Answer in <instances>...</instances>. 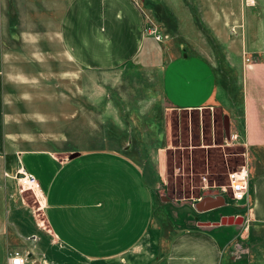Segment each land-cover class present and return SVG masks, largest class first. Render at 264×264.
Segmentation results:
<instances>
[{"label": "crops", "instance_id": "0c3cea01", "mask_svg": "<svg viewBox=\"0 0 264 264\" xmlns=\"http://www.w3.org/2000/svg\"><path fill=\"white\" fill-rule=\"evenodd\" d=\"M163 2L158 18L166 20L171 10L177 30L194 51L174 54L164 63V96L180 107L217 102L234 126L240 114L246 153L264 151V0H186L187 8L180 0H173L174 5ZM208 37L221 45L224 59L238 70L236 96L233 89L227 92L218 86L216 51ZM17 41L38 48L40 55L34 52L32 58L63 59L92 71L112 72L142 59L156 64L150 48L154 39L136 0H0V60L14 58ZM185 59L198 60V66L189 70L196 78L176 81V92L170 87L171 76L166 80L165 73L169 65ZM3 74L0 66V264H7L9 249L23 247L34 255L32 264H53V258L56 264H126L122 254L136 250L148 236L154 210L152 188L157 185L152 180L159 169L147 170L133 158L148 152L126 143L70 153H60L58 148L11 147L8 141L15 137L6 124ZM18 134V139H31ZM8 156L15 157L13 172L20 160L37 177L43 202L39 224L50 236L40 231L36 215L22 211L21 195L8 187L11 182L3 177ZM249 193L246 222L215 223L228 216L218 212L222 202L217 198L220 204L199 212L194 226L172 230L159 257L149 264H223L234 239L236 248L238 241H245V248H237L236 253L244 252L243 263L250 264L253 226L264 225V170L249 177ZM24 216L32 222L30 229L22 227ZM226 234L232 236L224 238ZM30 237H35L31 243ZM252 264H264V258Z\"/></svg>", "mask_w": 264, "mask_h": 264}, {"label": "rangeland", "instance_id": "374dc122", "mask_svg": "<svg viewBox=\"0 0 264 264\" xmlns=\"http://www.w3.org/2000/svg\"><path fill=\"white\" fill-rule=\"evenodd\" d=\"M136 1L145 11L147 30L156 27L163 35L158 40L150 34L154 39L150 48L155 55V65L150 60L142 59L130 61L112 72L92 71L81 66L75 67L63 59L49 61L32 58L34 52L40 55L38 48L17 41L12 54L14 58L0 60V66L4 72V100L8 111L6 124L15 137L8 141L11 147L58 148L60 153L115 148L125 143L145 148L148 155L133 158L142 161L147 170L159 169L158 177H155L157 181L154 178L152 180L157 186L152 188L154 210L149 234L137 245L136 250L124 253L121 257L126 264H149L159 257L162 245L165 246L172 230L195 225L201 212L197 210L196 203L201 199H221L218 209L220 214L239 215L242 224L246 222L251 203L250 193L247 201L235 200L229 173L243 164L248 165L249 177L262 172L264 151L254 152L252 156L246 153L241 138L240 114L234 126L221 104L209 101L197 107H180L167 100L161 83L164 63L174 54L194 51L188 39L177 30L178 23L171 10L166 20L158 18L164 0ZM166 1L174 5L173 0ZM181 4L187 8L186 0ZM202 41L205 46V41ZM208 41L216 51L218 86L227 89V92L232 89L235 92L238 88L237 79L240 78L238 70L224 59L220 44L214 42L212 37H208ZM52 47L54 54L57 43L54 42ZM29 55L32 59L28 58ZM56 55L61 56L59 53ZM197 62V59H185L169 65L165 77L168 80L171 76V89L178 92L176 81L196 78L189 75V70L198 66ZM179 72L186 75H178ZM224 115L229 117L230 138H227L224 129ZM17 134L31 139H18ZM14 158H7L6 169L10 174H13ZM25 163L28 164V161ZM3 177L6 182H11L8 187L21 195L22 211L36 215L40 231L49 235V230L39 224L43 215L41 195L31 189L20 191L15 178L4 174ZM210 190H216V193L205 195ZM24 218L22 227L30 229L31 220L27 216ZM253 227L256 232L252 245L255 247L249 251L250 264L264 258V251H261L264 246V225ZM232 234H226L224 238ZM34 238L30 237L28 242L34 241ZM234 241L230 249L232 252L225 251L223 264H244L245 253H236V250L244 249L245 241H238L240 247L237 248ZM53 245L57 247L55 242ZM41 253L38 252L39 255ZM66 255L71 254L66 252ZM34 258L30 252L28 263L32 264ZM53 259V264H56Z\"/></svg>", "mask_w": 264, "mask_h": 264}, {"label": "built area", "instance_id": "2783aa9c", "mask_svg": "<svg viewBox=\"0 0 264 264\" xmlns=\"http://www.w3.org/2000/svg\"><path fill=\"white\" fill-rule=\"evenodd\" d=\"M246 3H253L254 0H245ZM147 30V28H146ZM233 30V28H232ZM147 32L152 33L155 39L161 40L163 38L162 33L156 27L148 28ZM234 136V134H233ZM4 175L15 178L19 190L31 189L35 194L39 191L41 195V188L37 177L34 173L27 170L20 160L17 161V165L13 174L4 171ZM230 187L233 197L237 201H247L249 195V168L247 164L241 165L240 168L235 169L229 173ZM29 258V251L20 250L18 248L9 249L7 252V264H26ZM34 263V262H33Z\"/></svg>", "mask_w": 264, "mask_h": 264}, {"label": "water", "instance_id": "95a60500", "mask_svg": "<svg viewBox=\"0 0 264 264\" xmlns=\"http://www.w3.org/2000/svg\"><path fill=\"white\" fill-rule=\"evenodd\" d=\"M223 125H224V129L227 135V138H230V121H229V117L228 115H224V119H223ZM210 193H216V190H210V191H206L205 195L210 194ZM217 198H210V197H206L204 199H201L200 201H198L196 203V208L198 211H202V210H206L208 208H212L214 206H218L220 203L217 202ZM241 222L242 223V217L237 215H228V216H222L220 218L219 221L215 222V223H221V224H230V223H238ZM204 223V222H203ZM206 223V222H205Z\"/></svg>", "mask_w": 264, "mask_h": 264}, {"label": "bare ground", "instance_id": "6f19581e", "mask_svg": "<svg viewBox=\"0 0 264 264\" xmlns=\"http://www.w3.org/2000/svg\"><path fill=\"white\" fill-rule=\"evenodd\" d=\"M37 194L40 195L39 191H37Z\"/></svg>", "mask_w": 264, "mask_h": 264}]
</instances>
